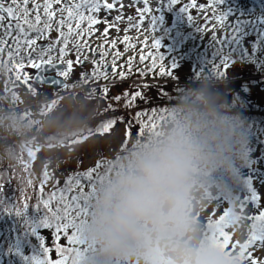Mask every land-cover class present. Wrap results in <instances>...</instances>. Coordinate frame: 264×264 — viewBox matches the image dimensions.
Returning <instances> with one entry per match:
<instances>
[{
    "label": "rangeland",
    "instance_id": "obj_1",
    "mask_svg": "<svg viewBox=\"0 0 264 264\" xmlns=\"http://www.w3.org/2000/svg\"><path fill=\"white\" fill-rule=\"evenodd\" d=\"M36 1L39 2V0H29L27 5L29 10L28 19L33 24L35 23V20L33 16H31V13L33 12L30 8ZM41 1L45 6V0ZM68 1L70 4H73L71 8L75 14L74 16L79 17L77 10L82 6L83 1ZM132 1L136 4V1L138 0ZM64 2L65 0H60V3H55V0H53L51 10L56 14V17L54 16V22H52L53 18L49 21L44 13V9L42 10L43 12L41 13H44V15L40 24L37 25L39 29L43 30L42 34L40 33L42 37L36 39L37 43L35 45L29 46L26 43H21L18 48V33L16 38H7L4 40L3 45L0 43V57L2 58L0 59V119H8L7 122L11 123V126L6 123L5 127L0 128V138L5 137L6 141H10L11 139L12 142L17 140L26 141L28 146L27 156L30 157V168L27 173L28 180L33 181L35 176H39L42 170L41 168H44L43 175L47 174L49 179L51 174H53L54 178H61L78 171L88 172L91 169L95 170V168H99V162H101L102 159H110L124 143L133 136L138 135V128L143 125H147V127L152 126V124L148 122H153L164 112L163 109L162 111H159V114L158 111L153 114V110L150 111L152 108H149L147 112H144L146 113L145 117L143 119H138L135 125L131 126L130 135L128 132L129 126L126 124L128 115L124 116L125 122L117 123L114 125L117 127L111 129L108 133H103L101 131L97 132L96 129L99 128L98 123L102 125L100 120L106 121L114 116L110 114L114 112L108 110L109 105H113L118 109L115 102H113L115 100H112L110 96L115 97L117 95H122L125 91L129 92L132 89L135 91L139 88L138 86H140V84L155 83L159 81V79H141L140 75L138 76L140 71L128 75L123 64H120L117 67L119 73L121 71L126 73V77L122 82L119 74L117 79L113 78L104 81L91 79V81H89L87 78L82 79L81 77L82 72H92L94 69V66H91L90 68L87 67V64L89 63L88 56L90 53L98 55L96 51L100 50L99 48L101 44L105 45L103 52H106V57H108L110 54L107 49L112 48V40L116 41V47L112 48L113 51L114 49L119 52L126 51L124 50L125 43H123V40L125 36L129 37L128 34L132 32L131 28L136 29L138 35L136 37V34L131 35L133 37H129V41L133 39L144 40L151 35L156 28L155 25H151V21L155 15L159 16L162 20H167V22L162 21L160 23L164 22L163 24L169 26V28L173 27L174 29V24L179 22V24L176 25H182L183 32H187L191 29H195V31L197 30L198 36L203 38L200 44L206 45L209 40L220 41L221 37L226 33L230 35L241 34L242 30L239 29V26H237V31V29H234V26L230 25V22L241 24L239 19L241 15L250 10L254 11V13H252L255 15L253 22H257H247V24L252 26L249 28L251 30H244L242 34V36H245L242 44L250 50V53L247 54V56H249L247 59L244 60L239 54H237V57L233 58L223 57V64L226 63V68L223 67L222 63L220 65L216 63L210 67V70H207L203 74H196V66L194 62L189 65L180 64L179 72L176 74L178 79L175 83L179 84L181 88L183 87V92L186 90L185 87L189 83L188 81H182L183 76L193 74L194 79H200L202 76L211 75L214 79L219 81V84L217 85L218 88L221 87L224 90L231 91L237 86L241 91L240 93L244 96V98L242 97V101L247 100L257 106H261L264 110V50H262L260 55L262 63L259 60H253L257 53L255 45L258 47V45H261L260 42L264 43V2L255 5L247 0H224L223 4H214L213 0H196L195 7H189L187 11L184 12L182 8L189 5L191 0H178L177 4L172 5L169 4V0H148L147 5H145L144 0H142L141 3L143 4V8L142 5L134 7L133 4L130 3V0H103L100 11L85 12V17L89 15L95 16L101 21V23H98L94 25L92 29H89V27L86 26L88 25V20L85 19L82 21L85 22L84 25L86 26V29L80 33L82 36L80 40H77L76 42L77 44L80 42L82 45H92L91 49L87 50L88 52L85 51L84 54H82L81 50L78 51L77 47H74V44H76L74 42L72 43L74 39L70 40V36H73V34L69 36V43L67 46L63 43L64 45L58 47V44L63 38L60 37L59 40L58 33L52 34V32H50V29L52 31H57L56 29L59 25L68 29V24L72 23L71 21H67L68 9H63ZM105 2L115 3V7L112 9L114 15H112V18L110 19L108 17L109 10L103 8ZM0 3L11 4V0H0ZM58 5H62L60 7L63 11L57 8ZM76 5H80V7L76 8ZM146 6L149 11H145L142 14V20L146 22V25L142 29V34L141 30L136 28V25H139V27L142 26V20H137L138 15H141V12H138V9L143 10ZM23 7L24 5L19 3L17 12L19 13ZM55 8L57 13L54 10ZM104 11H107V13H104ZM224 12H228L230 17L226 21H220L219 17ZM133 14L136 15L132 16ZM61 15H63V18L65 17L66 20V23L63 25L59 24ZM258 15H260V18H257ZM57 16L59 17L57 18ZM117 16L122 17V21L117 22L119 31H117V27L111 28L107 36V42H105L106 38L103 36V32L106 25L103 21L107 19L111 22ZM189 16H191V20H189ZM129 17L132 19L130 20ZM8 22L9 21L5 18L4 24L7 25ZM45 23H48L50 27L45 29ZM210 24L212 27L208 29ZM46 30H48L49 35L46 34ZM25 31L28 32V38L33 39V37H30V33L33 30H30L28 26L25 25ZM86 31H91L92 35L89 36L85 34ZM137 37L138 39H136ZM258 37H260V39ZM20 39L22 40L23 38L21 37ZM131 42L133 41H130V43ZM197 42L198 39L196 35L194 43L198 44ZM41 44H47V47L44 48L43 52L42 49L39 48V45ZM171 44L172 43L168 40H164L162 42V50L165 52V46ZM235 44L236 43H234V45ZM8 46L9 48H13V50L10 51ZM62 48L65 49L63 55L61 54ZM236 49H239V47L235 48V50ZM172 51L173 50L168 52L170 56H172ZM131 52H134L133 47L131 48ZM120 56L123 57L121 63L125 64L129 57L127 54L122 56V53ZM51 57L63 58L64 60L62 63H64V65H67L69 60L73 61V69L68 77H60L67 82L66 88H53L50 86L37 85L33 82L35 68L30 66L28 62L29 59L36 63H40L42 62L39 61L41 58L46 59ZM77 57H79L80 61L87 62L86 66L77 64ZM6 62H8L7 66L11 68H9L7 72H5L7 67H5ZM78 70L81 71L80 74L77 73ZM112 81L114 82L112 83ZM244 82H247L245 88L242 85ZM68 83L72 84L70 88H68ZM104 87H108L109 89L107 95L103 92ZM95 89L99 90L96 91ZM108 98L112 102L109 100L107 101ZM234 98H237L238 100H235ZM240 98L241 97L234 95L231 100L228 99L226 102L232 104L235 101H241ZM5 104L6 106L11 105V109H4V107H6L4 106ZM148 117H150V119ZM152 118L154 119L151 120ZM70 129H78L82 133L79 132V134H76L75 132L72 134L68 131ZM73 137H76L74 141ZM74 146L78 147L73 149ZM15 162L16 165L21 166V162L17 160H15ZM248 162V165L253 169L255 165L250 160ZM14 167L16 166L14 165ZM19 168L21 169V167ZM94 172H96V170ZM259 188V191L256 190L257 196H262L261 198L264 199V184ZM25 192L28 195L30 194L28 197H31L33 190L27 189ZM15 203L18 204L17 208L19 205L21 207H24L25 205L17 199ZM213 210L214 209H211L207 214L214 218H210L211 216L209 217L205 214L203 215V219L207 218L208 221L218 220L219 217H216L222 215V212ZM251 212V209L247 211L249 215H251ZM241 236H243V234ZM246 240V236H243L242 239L240 238L242 244ZM263 250L264 249L257 252L258 254L254 255L253 259L264 261ZM248 264H250V261Z\"/></svg>",
    "mask_w": 264,
    "mask_h": 264
},
{
    "label": "clouds",
    "instance_id": "obj_2",
    "mask_svg": "<svg viewBox=\"0 0 264 264\" xmlns=\"http://www.w3.org/2000/svg\"><path fill=\"white\" fill-rule=\"evenodd\" d=\"M218 84L202 76L105 162L80 224L78 264H239L202 223L213 197L234 185L249 143Z\"/></svg>",
    "mask_w": 264,
    "mask_h": 264
},
{
    "label": "trees",
    "instance_id": "obj_3",
    "mask_svg": "<svg viewBox=\"0 0 264 264\" xmlns=\"http://www.w3.org/2000/svg\"><path fill=\"white\" fill-rule=\"evenodd\" d=\"M83 1V0H82ZM142 2V0H140ZM41 3V4H40ZM103 3V0H100V4ZM35 5H39L38 10H33ZM73 4L71 3V6ZM264 5V4H263ZM92 7L91 3L85 4L82 3V6L77 10L79 14L85 15V12L90 11V8ZM147 7V6H146ZM28 8V7H27ZM42 8V9H41ZM148 8V7H147ZM44 9V4L41 0L36 1L31 5L30 10L33 12L31 13V16H33L35 20V16L37 13L42 17L44 13L42 10ZM57 13V10L54 9ZM254 11H248L245 14H242L240 19V23L237 22H230L231 26H234V29H237V26H239V29L242 30L241 34H224V36L221 37L220 41L215 40H209L206 45H201L200 42H202L203 38L200 36H197L198 44L194 43V39L196 35H198L197 30L191 29L187 32L182 31V25H176L179 24V22H176L173 27L169 28V26L164 25V22H167V20H162L159 16L155 15V29L151 35H149L144 40H130L133 41L130 43L134 45V52H131V48L127 47L125 44L124 50L126 51H120L122 53V56L124 54H127L129 57L126 61H128L130 58L133 59V64L131 68V74L132 73H138L144 72V75H140V72L138 73V76L140 75L141 79L149 80L153 78H158L159 81L155 83H146V84H140V87L135 91H140L144 95V99L138 98L135 102V106L131 109V114L133 115L136 111H143L147 112L150 109V111L155 110V112L162 111L163 109H166L167 106H169L171 103L175 101V99L179 96V94L182 92V88L179 84H176L177 82V73L179 72V65L183 64H191L192 62L195 63V72L197 73H205L207 70H210V67L216 63L219 65L224 63L223 57L227 58H233L237 57L239 54L243 57V59H247L249 56H247L248 53H250V50H248V47L246 48L245 45L242 44V41L244 40L245 36H242L244 30L250 31V27H252L250 24H247V22L250 23H256L254 21L255 15H253ZM257 13V12H255ZM34 14V15H33ZM227 14V15H226ZM56 15V14H55ZM54 15V16H55ZM56 17V16H55ZM59 16H57L58 18ZM230 15L228 12H224L220 15L219 20L220 21H226L229 19ZM65 18V17H64ZM257 18H260V15L257 16ZM61 19V18H60ZM253 19V20H252ZM164 21L163 23H160ZM179 21V20H178ZM52 22H54V17ZM72 28L74 29L73 36H70V40L74 39L72 43L74 44V47L77 45V40H80L81 36L80 33L83 32V30L86 29V26L84 25L85 22L79 21L78 17H73L71 20ZM80 23V28L76 29V24ZM60 24V22H59ZM150 24V23H149ZM42 25V24H41ZM152 25V21H151ZM176 25V26H175ZM58 26V25H57ZM57 31H52L50 29V32L52 34L58 33V38L60 40V32H64L65 36H68L67 30L65 27H61L60 25L56 29ZM48 30H46V34H48ZM79 33V34H78ZM87 33V31H86ZM49 35V34H48ZM85 35V34H84ZM16 38L17 32L15 29L12 31L11 35H6V33L2 30H0V41H2V45L4 43V40L7 38ZM30 37H33V39H37L39 37H42V35L35 30H33L30 33ZM21 38V37H20ZM58 44V47L60 45H64V37ZM260 39V37H258ZM56 39V36H55ZM69 39V36L67 37ZM164 40H168L172 44V56L168 52H164L162 49V42ZM154 41L159 42V48H153ZM262 41V40H261ZM69 43V41H68ZM71 43V44H72ZM234 43H236L234 45ZM261 45H258L256 47V55L253 60H259L262 63V59L260 57L262 50H264V43L260 42ZM82 45L80 42L78 43ZM85 47L86 50H90L92 45L86 44ZM236 46V47H235ZM1 47V46H0ZM14 47V46H13ZM164 47V46H163ZM236 49L235 48H238ZM10 51L13 50V48H9ZM121 50V49H119ZM239 50V51H238ZM130 53V55H129ZM149 53H152L154 56H156V67L152 68L151 71H149V68L152 66V59H146L144 62L140 61L141 54L145 55L146 57L149 55ZM174 55V56H173ZM162 57V59H160ZM123 58V57H122ZM0 59H2L0 57ZM51 60L52 62H62L63 58H41L39 61H48ZM8 62H6L5 67L7 66ZM124 68L126 69V73H128V66L127 63H123ZM126 65V66H125ZM163 67L165 69V72L167 73L170 71V74H160V68ZM262 67V66H261ZM10 67H6L5 72L9 70ZM264 68V67H263ZM11 69V68H10ZM182 81H188V85H186V89L195 87L200 79H194L193 74L192 75H186L182 77ZM91 81L90 79H88ZM195 80V81H194ZM246 83H242L244 88L246 87ZM225 100H231L234 95H237L238 97H241V101H235L232 104H229L230 110L238 113L245 125V132L248 137V148H247V160L246 162L237 169L236 172V181L232 187L229 188L228 192L226 194H217L213 197V204H210L205 207L204 209V215L207 214L211 209H214L213 211H219L222 212V214L226 211L232 208V203L234 200H238V209L240 212V205L243 203L244 208L243 212H240V215L245 217H253L260 214V212H264V199L261 198L262 196H257V191L260 190L259 187L264 184V110L261 106H257L254 103H251L249 101H242V97L244 98L243 94H241L240 89L236 86L233 90L228 91L224 90L221 87L216 89ZM134 90L132 89L129 91V93H132ZM240 93V94H238ZM122 97L121 101L115 102L116 106L118 107L119 111H116L114 113H110L114 116H119L123 114L124 116L129 115V113L123 112V104L125 103V99L123 97V94L120 95ZM112 100H114L113 96H110ZM130 98V97H129ZM235 100H238L237 98H234ZM233 99V100H234ZM109 100V98H108ZM111 101V100H109ZM112 102V101H111ZM6 106V104L4 105ZM11 105H8L5 108L7 110L11 109ZM149 114V113H148ZM145 116H141L140 118H144ZM139 118V119H140ZM150 119V117H148ZM156 118V117H155ZM152 118L151 120H153ZM5 121V122H4ZM7 120L0 119V128L5 127L6 123L11 126L10 122H7ZM155 121V120H154ZM153 122H148L153 124ZM101 123L105 122L104 120H100ZM99 128L101 125L98 123ZM117 126H113V128H116ZM145 128V127H144ZM143 128V131L145 130ZM97 132H99V130ZM80 132V131H79ZM75 133V132H70ZM82 133V132H80ZM86 133V132H84ZM88 135V134H86ZM4 136V135H1ZM5 137L0 138V264H32V257H38L40 259H44V252L41 248V243L44 241L45 247H50L52 249L51 252L48 253V258L52 261H55L56 259L61 258L60 255L57 253L55 245L53 244L54 239V228H42L39 226L40 220L43 218L44 215H46V210L43 208V205L40 203L42 199H46L48 194H50L53 191H57L59 189H66L69 184V177L72 178L71 180V187L72 192L69 195H77L79 196L80 193L87 194L91 190V185L93 183L96 184L97 180L96 177L99 176V173L104 167V164L109 159H102L101 162H99V168H95L96 172H93L92 179H89L87 177V172L78 171L75 173H71L70 175L66 177L61 178H54L53 174H51L50 179L44 178L45 175H43L44 168H41V173L39 176H35L33 181L28 180L27 173L30 168V157L27 156V143L23 140H17L13 141L10 139V141H6ZM76 139V137H73V141ZM72 141V142H73ZM15 160L21 162L20 165H16ZM251 161L255 167L252 169L248 165V161ZM261 161V162H260ZM28 164V165H26ZM14 165L16 167H14ZM26 166V167H25ZM21 167V169L19 168ZM92 170V169H91ZM94 170V171H95ZM79 180V183L76 181ZM41 186H43V192L40 191ZM27 189H32L33 192L31 193V197H28L29 195L25 192ZM257 190V191H256ZM255 194L258 199L253 200L252 195ZM33 196V198H32ZM16 199L21 201L22 204H27V209L24 207L17 208L18 204H16ZM57 201L52 202V207L55 208L57 206ZM40 204L39 209H37V205ZM252 210L251 215L247 213L248 210ZM20 211V215H17V211ZM209 217L211 215L207 214ZM217 216L216 218H218ZM82 217H77L75 214V211L70 215L69 219H75L77 222H79V219ZM214 218V217H210ZM210 221V220H209ZM208 219L202 218V223L204 224L205 228L207 229V223L209 222ZM212 221V220H211ZM215 221V220H213ZM243 223H237L233 226H230L228 229H226L227 235H228V246L229 250L232 252H240V246L247 244L248 240L251 236L250 226L253 223L252 220L249 219H242ZM33 228H35V234L33 232ZM74 231L73 229L69 230V235L71 232ZM244 232V233H243ZM246 236V241L242 244L240 242V238L242 239L243 236ZM241 236V237H240ZM60 247L65 249H70L72 251L66 253L65 255L68 257V264H73L74 260H77L78 258L75 255V250H83L82 244H73L70 243L67 237L63 232L60 234V240H59ZM264 249V246L261 245L259 241H256L254 244H252L250 247L245 248V254L251 253L252 258L254 255L258 254L257 252ZM86 251V249H85ZM264 251V250H263ZM264 253V252H263ZM24 257H27V260L24 259ZM249 260L245 259L244 264H248Z\"/></svg>",
    "mask_w": 264,
    "mask_h": 264
},
{
    "label": "snow or ice",
    "instance_id": "obj_4",
    "mask_svg": "<svg viewBox=\"0 0 264 264\" xmlns=\"http://www.w3.org/2000/svg\"><path fill=\"white\" fill-rule=\"evenodd\" d=\"M224 0H213V3L216 4H223ZM19 3H22L24 5L23 9L18 13L17 8L19 7ZM29 3V0H11V5L5 6L3 3H0V30H3L6 35H11L12 31L15 29V31L18 33L17 37V44L18 48L21 43H26L29 46L35 45L37 43L36 39H29L28 38V32L25 31V25L28 26L30 30H35L38 33L42 34V29H39L37 25L40 24L41 22V16L39 13L35 16V23L33 24L29 19V10L27 8V5ZM52 3L53 0H45V6H44V13L48 17V20L51 21V19L54 17L55 13L51 10L52 9ZM55 3H60V0H55ZM83 3L88 4L91 3L92 7L90 8L91 12H98L101 10V4L100 0H83ZM148 0H144V4L147 5ZM178 0H169V4H177ZM196 5V0H191V3L189 5H186L183 9V11H187L189 7H195ZM15 6V7H14ZM39 5H35L33 10H38ZM76 8H79L80 5H76ZM115 7V3H108L105 2L103 4V8L112 10ZM63 11V9H61ZM149 11L147 7H145L143 10H139L138 12H141V20L143 18V12ZM68 15H67V21H71L72 18L74 17V13L71 7L68 8L67 10ZM227 15V14H226ZM7 17L8 19V24H4V20ZM79 21H84L85 19L88 20V27L89 29H92V27L98 23H101L100 20H98L95 16L89 15L85 17L83 14H79ZM189 20H191V16L188 17ZM122 19L121 16H117L114 18L113 21H108L107 19L104 20L103 22L105 23L106 27L103 32V36L106 38L107 42V36L109 33V30L113 27H117V22ZM131 20L132 18L129 17ZM66 23L65 18H61L60 24L63 25ZM155 23V17L152 19V25ZM137 27L139 25H136ZM45 29L50 27L48 23H45ZM80 28V23L76 24V29L78 30ZM117 31H119V28L117 27ZM238 31V29H237ZM74 32V29L71 26V23L68 24V36L72 35ZM79 34V33H78ZM87 35H92L91 31H88L85 33ZM60 36L64 37V44L67 46L68 44V39L65 36L64 32H60ZM20 37L23 39L21 40ZM129 37L125 36L123 43L127 45V47L131 48L134 47V45L130 44L129 42ZM2 43V41H0ZM87 45H80L77 44V50L79 51L83 47H86ZM104 44H101L100 47L104 48ZM153 48L158 49L159 48V42L154 41L153 43ZM111 47L115 48L116 47V41L112 40L111 41ZM44 49H42V52ZM65 52V49H61V54ZM102 56H106L107 53L103 52L101 54ZM121 53L117 51L114 56H113V61L111 65H106L103 64V61L99 62H94L98 66L92 70V72L81 73L82 79H91V80H98L99 78L103 77L104 79H107V72L109 68L115 73L116 71V60L120 57ZM152 59V66L149 68V71L152 70V68L156 67V56H154L152 53H149V55L146 57L145 55L141 54L140 56V61L144 62L146 59ZM133 59L130 58L126 63L128 66V75L131 74V68L133 64ZM162 59V57H160ZM29 64L31 67L34 68H40L41 63H36L33 60L29 59ZM42 63H47L49 65H52V61H42ZM77 64H83L84 62L79 60V57L76 59ZM226 63L223 64V67L226 68ZM73 69V61L69 60L67 62V67L64 68L63 70H59L57 72V75L59 77H64L67 78L69 73ZM103 69V70H101ZM160 74L164 75L170 74V71L167 73L165 72V69L163 67L160 68ZM140 75H144V72H140ZM121 82L124 80L126 77V73L121 71L119 73ZM38 79V77H37ZM135 83V82H134ZM66 88L67 85H64ZM109 89L108 87L103 88V92L105 95H107ZM123 97L125 99V103L123 104V112L129 113L128 119L126 121V124L129 126L128 127V132L129 135L131 134V126L135 125L136 121L146 113L143 111H136L134 115L131 114V109L135 106V102L137 101L138 98L144 99V95L140 91H133L132 93H129L128 91H125L123 93ZM130 97V98H129ZM116 102L121 101L122 97L120 95H117L113 98ZM110 111L116 112L119 111V109H116L113 105H109ZM166 109H164L165 111ZM107 111V110H106ZM153 114H155V110H153ZM119 122H125L124 121V115L121 114L119 116H113L109 119H107L105 122L102 123L99 131L103 133H108L111 129H113V126L116 125ZM147 127V125H143L142 127L137 129V134L140 135L143 133V128ZM152 127H155V124H152ZM93 172L94 170H89L87 172V177L89 179H92L93 177ZM47 177V174H45V178ZM99 179V176L96 177V180ZM71 180L72 178L69 177L68 184L69 186L66 189H59L57 191H53L50 194H48L46 199H42L40 203L43 205V208L46 210V215L43 216V218L40 220L39 226L45 229L48 228H54V239H53V244L55 245L57 253L60 255L61 258L56 259L55 261H52L48 258V253L52 251L50 247H45L44 241L41 243V248L44 252V259H40L38 257H32V264H68V257L65 255L66 253L72 251L70 249H65L60 247L59 240H60V234L63 232L67 239L69 240L70 243L73 244H83L82 239L80 238V224L83 222L84 218L87 215L88 211V203L89 200L91 199V195L94 192L95 189V183L91 185V190L85 194V193H80L79 196L77 195H69L72 192V187H71ZM79 183V180L76 181ZM40 191L43 192V186H41ZM252 199L256 200L258 197L253 194ZM57 201V206L55 208L52 207V202ZM40 204L37 205V209H39ZM27 204L24 205V208L27 209ZM244 204L242 203L240 205V212H243ZM75 211V214L77 217H82L79 219V222H77L75 219H69L70 215ZM17 215H20V211L18 210ZM231 209L226 210L222 215L219 216L218 220L215 221H209L207 223V230L210 233L212 239L214 242L220 246L222 249L226 250L229 252V254L232 253V251L229 250L228 246V235L226 232V229H228L230 226H233L238 223V221L242 219H249L252 220L253 223L250 226V231H251V236L250 239L248 240L247 244L241 245L240 246V252H239V264H244L245 259H248L250 261V264H264V261H258L256 259H253L251 256V253H248L247 255L245 254L244 249L250 247L252 244H254L256 241H259L262 246H264V212H260L259 215L253 216V217H245L242 215H239L236 217L235 220L231 219ZM73 229L74 231L71 232L69 235V230ZM33 232L35 234V228H33ZM81 254L80 250H75V255L78 258ZM25 260H27V257H24ZM73 264H78V259L73 261Z\"/></svg>",
    "mask_w": 264,
    "mask_h": 264
},
{
    "label": "water",
    "instance_id": "obj_5",
    "mask_svg": "<svg viewBox=\"0 0 264 264\" xmlns=\"http://www.w3.org/2000/svg\"><path fill=\"white\" fill-rule=\"evenodd\" d=\"M248 2H252L255 5H259L260 3L264 2V0H247ZM66 4H68V0L65 1ZM6 7L11 4H4ZM15 7V6H14ZM63 17V15H61ZM47 47V44H41L39 45L40 49H44ZM173 48L171 45L165 46L164 50L166 52L171 51ZM41 63L40 68H35V76L33 78V82L37 85L42 86H50L53 88H64V85H67V82L61 79L57 76V72L59 70H63L67 67V65L61 64V63H52V65H49L47 63ZM87 62H84L82 65L86 66ZM110 71V68L109 70ZM38 77V79H37Z\"/></svg>",
    "mask_w": 264,
    "mask_h": 264
},
{
    "label": "flooded vegetation",
    "instance_id": "obj_6",
    "mask_svg": "<svg viewBox=\"0 0 264 264\" xmlns=\"http://www.w3.org/2000/svg\"><path fill=\"white\" fill-rule=\"evenodd\" d=\"M66 1V0H65ZM69 2V1H68ZM65 3V2H64ZM63 3V9L64 10H67L69 7H71V4L70 3H68V4H64ZM60 6H62V5H58L57 6V8L58 9H61V7ZM56 9V8H55ZM62 18V17H61ZM6 19H7V17H6ZM8 20V19H7ZM93 49V48H92ZM100 50H97L96 52L98 53V55H94V54H92V53H90L89 54V56H88V64H87V67L88 68H90L91 66H94V68H96L98 65L96 64V63H94V62H99V61H103V64H106V65H111L112 64V61H113V56H114V54L117 52V50H115L114 49V51L112 50V48H108L107 50H108V53L110 54L108 57H106V56H102L101 55V53L103 52V50H104V48H99ZM81 51H82V54H84L85 53V51L86 52H88L87 50H86V48L84 47V49L82 48V49H80ZM101 52V53H100ZM121 61H122V57L120 56L117 60H116V71H115V73L111 70V68H110V71H108L107 72V79H109V80H111V79H113V78H118V74H119V69H117V67L120 65V64H123V63H121ZM101 70H103V69H101ZM77 73L78 74H80L81 73V71L80 70H78L77 71ZM85 73H91V72H88V71H86ZM112 75H114V76H112ZM107 79H104L103 77H101V78H99L98 80L99 81H104V80H107ZM114 81H112V83H113Z\"/></svg>",
    "mask_w": 264,
    "mask_h": 264
},
{
    "label": "built area",
    "instance_id": "obj_7",
    "mask_svg": "<svg viewBox=\"0 0 264 264\" xmlns=\"http://www.w3.org/2000/svg\"><path fill=\"white\" fill-rule=\"evenodd\" d=\"M117 2H119V1H117ZM130 3H132L133 4V6L134 7H136V6H138V5H142V8H143V4L141 3V1H136V4H134V2L132 1V0H130ZM104 13H107V11H104ZM112 15H114L113 13H112V10H109V14H108V17H109V19L110 18H112ZM134 15H136V14H133L132 16H134ZM137 20H141V15L139 14L138 15V18H137ZM120 21H122V19L120 20ZM141 25L142 26H138V27H136L137 29H139V30H141V33L143 34V27L146 25V22L144 21V20H142L141 21ZM125 27V26H124ZM212 26H211V24L208 26V29L209 28H211ZM132 29V32L130 33V34H128L129 35V37H133V36H131V35H133V34H136L135 35V37L138 35V33H137V30L136 29H134V28H131ZM136 39H138V37L136 38Z\"/></svg>",
    "mask_w": 264,
    "mask_h": 264
},
{
    "label": "bare ground",
    "instance_id": "obj_8",
    "mask_svg": "<svg viewBox=\"0 0 264 264\" xmlns=\"http://www.w3.org/2000/svg\"><path fill=\"white\" fill-rule=\"evenodd\" d=\"M52 63H61V64H64V63L59 62V61H58V62H52ZM57 76H58V75H57ZM63 80H64V79H63ZM64 81H65V80H64ZM71 85H72V84H69V83H68V88H70ZM138 87H140V86H138ZM97 88H100V87H97ZM95 90L98 91L99 89H95ZM107 101H108V99H107ZM134 114H135V112H134ZM134 114H133V115H134ZM144 116H145V115H144Z\"/></svg>",
    "mask_w": 264,
    "mask_h": 264
}]
</instances>
